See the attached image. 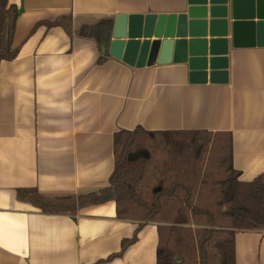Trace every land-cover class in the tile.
Instances as JSON below:
<instances>
[{"label":"crops","instance_id":"1","mask_svg":"<svg viewBox=\"0 0 264 264\" xmlns=\"http://www.w3.org/2000/svg\"><path fill=\"white\" fill-rule=\"evenodd\" d=\"M8 1L17 54L0 63V264H93L120 250L140 222L119 219L113 200L45 213L16 197L18 188L73 198L106 187L120 129L141 126L162 146L140 182L147 197L152 178L173 177L172 159L201 154L216 132L231 134L242 181L264 172V37L243 28L234 43L228 29L226 79L190 81L179 59L136 68L105 51L97 63L103 48L77 34L113 26L117 14L180 13L187 0ZM59 16H70L71 34L42 23ZM234 243L235 264H264V230H238ZM156 245V223L146 222L100 264H156Z\"/></svg>","mask_w":264,"mask_h":264},{"label":"trees","instance_id":"2","mask_svg":"<svg viewBox=\"0 0 264 264\" xmlns=\"http://www.w3.org/2000/svg\"><path fill=\"white\" fill-rule=\"evenodd\" d=\"M17 16L16 5L0 0V63L17 54L12 48ZM42 23L48 28L61 26L71 34L70 16ZM111 31L112 21L102 20L81 26L77 34L93 39L101 51L107 47ZM107 57V52L102 53L97 63ZM155 134L141 126L114 133V168L104 188L73 198L46 197L35 188H18L16 197L45 213L74 211L113 200L119 219L140 222L132 236L121 241L118 252L93 264L121 256L137 241L146 222L156 223V264H235L236 231L264 230V172L242 181L232 162L231 134L216 132L201 154L172 159L173 177L152 178L147 197L140 182L151 152L163 150Z\"/></svg>","mask_w":264,"mask_h":264},{"label":"water","instance_id":"3","mask_svg":"<svg viewBox=\"0 0 264 264\" xmlns=\"http://www.w3.org/2000/svg\"><path fill=\"white\" fill-rule=\"evenodd\" d=\"M243 28L264 37V0H250L245 10L237 0H187L180 13L117 14L102 52L136 68L179 59L190 81H224L228 50L223 37L231 29L235 43Z\"/></svg>","mask_w":264,"mask_h":264}]
</instances>
